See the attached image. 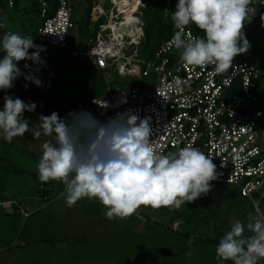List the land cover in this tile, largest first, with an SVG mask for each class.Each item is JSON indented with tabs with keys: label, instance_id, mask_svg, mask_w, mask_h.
<instances>
[{
	"label": "clouds",
	"instance_id": "clouds-1",
	"mask_svg": "<svg viewBox=\"0 0 264 264\" xmlns=\"http://www.w3.org/2000/svg\"><path fill=\"white\" fill-rule=\"evenodd\" d=\"M254 3L177 0L175 11H171L176 31L169 44L179 51L178 63L183 67L213 64L216 73L227 71L234 57L250 47L243 28L253 17ZM189 24L203 35L186 33ZM4 28L5 21L0 19V29ZM43 51L44 46L34 44L31 35L13 30L0 33V91L7 92L21 76L41 86L37 74L44 64ZM22 60L28 72L18 67ZM28 61L36 67L31 68ZM35 108L34 102L5 94L0 139L11 142L29 131L34 136H51L52 140L40 145L37 178L43 183H62L68 207L82 198L95 199L105 207L109 219L126 218L141 205L179 209L207 194L210 182L218 178L213 158L190 144L166 154L154 150L149 118L124 112L101 122L90 111H72L65 117L53 111L39 115V122L30 128L24 112ZM215 258L217 264H264V215L249 214L245 221H233L216 244Z\"/></svg>",
	"mask_w": 264,
	"mask_h": 264
},
{
	"label": "rangeland",
	"instance_id": "rangeland-1",
	"mask_svg": "<svg viewBox=\"0 0 264 264\" xmlns=\"http://www.w3.org/2000/svg\"><path fill=\"white\" fill-rule=\"evenodd\" d=\"M100 1L106 11L110 10L112 3L109 0ZM3 2L6 6L4 7L6 21L5 28L0 29V33L5 30H13L23 35H30L33 32L36 37V24L34 25L36 19L34 10L36 9L34 7L30 11L27 9L29 12L23 18L24 16L14 12L11 7L7 6L6 0ZM23 2L25 3V1ZM73 2L75 26L70 31V39L72 38V41L74 40L76 43L81 40L80 44H83L88 42L90 38L93 39L92 33L95 26L91 22L89 35H82L79 32V26L83 21L82 12H84L86 4L84 0H73ZM252 25H257V30L247 38L250 47L244 53L251 64L262 67L264 66V24L261 23V17H252L243 29ZM33 43L42 45L45 48V51L40 54L44 64L39 66L40 72L37 74L41 80V86L37 87L31 82H27L30 83L29 88H31L32 94L30 96L25 94L14 96L21 98L24 102H34L36 104L33 112H24V117L29 120L30 128L39 122L38 117L41 114L49 115L55 111L60 117H65L72 111H87L86 104L91 96H104L110 90H128L129 87L134 85L142 88L154 87L156 83V74L153 71L149 72L147 76L141 73L144 66L143 62L148 60L147 57L150 56L149 48H146L142 55H134L135 44H128L126 48L121 50L123 56L134 55L132 62L138 66V72L132 75L129 73L122 74L111 64L103 69L96 68L87 62L82 55H79L78 59L73 57L70 52L71 48L81 50L83 45L80 46L75 43V46L69 45V49L60 48L44 42L40 43L36 38L33 39ZM32 51L34 49H29V52ZM27 63L31 68L36 67L32 65L31 61ZM24 64L25 61L22 60L18 62V67L21 68L22 72H28L29 69H25ZM24 81L22 76L18 77L14 81L13 87L8 89L7 92L0 91V109L3 107L4 95L21 91L23 87L17 89L15 86H22ZM46 140L50 141L52 137L45 136L43 133L34 136L31 131L13 137L11 142L0 139V157L9 161L11 164L8 165L9 167L30 174L26 176L27 178H25V174H22L25 178L22 177L23 181H30L32 176L37 175L35 168L41 154L40 145ZM12 173L0 179L1 195L10 196L11 193L8 192H14L15 188H18L17 178L14 176L15 173ZM34 183L36 186L38 185L35 178L30 182V185H26V187L31 188L28 190L22 189L28 194L22 195L23 198L21 199L24 200H21L20 203L28 208V212L33 213L34 208H38L36 210L38 213L30 216L27 221L20 220L18 214L10 216L0 214V264H48V258L42 259L43 255L46 257V245L51 246L55 242L57 243L65 234L74 235L71 237L72 242L67 241L70 246H67L66 249L72 253L77 252L78 255L89 256L97 253L98 256L104 254L111 257L116 255L115 253L118 251L124 250L126 257H123V260L130 261V264H217L215 247L219 238L228 230L233 221L237 219L245 221L249 214H256L252 201L249 198H240L236 186L210 182L212 188L207 194L192 202H186L179 209L161 206L160 209L154 211L151 206L141 205V208L138 207L139 212L145 209V218L150 220V227L153 226L154 230L158 228L160 237H155L156 231L154 230H152L153 233H148L145 230L140 232L138 229L133 230L134 235L131 236V233L126 232L121 225H111L110 221L103 223L100 219H94L96 224L99 225L96 228H94L91 221H88L87 228L91 231L84 233L74 225L78 215L73 216L74 219H71L73 223L69 221L67 227L65 225V227L58 226L61 218L58 216L60 212L56 203H62L64 198L48 207L45 204L41 206L35 200L36 195L31 192L33 190L32 186H35ZM82 200V202L78 200L72 207L79 208L81 203L86 205L87 208L100 212L101 217H103L99 201L87 198H82ZM5 202L8 203L9 200ZM72 207L69 209V213ZM151 208L153 209L151 210ZM197 208L203 210L199 217L196 214H191L189 217L183 215L185 210L196 209L199 212ZM260 209L264 213V200L261 201ZM83 211L87 212L86 208ZM176 215H178V218L189 221L177 232L169 229L171 223L177 217ZM62 219H65L64 214ZM61 221L64 223L63 220ZM202 221L205 224L204 226L200 225ZM153 222L156 224H153ZM166 223L167 225H165ZM190 224H193V232ZM163 228H166L164 230H167V235L161 232L160 229ZM197 229H199L198 232ZM82 234L85 235L81 239V236L78 235ZM110 236V240L106 242ZM118 238L125 242L118 240ZM50 240H53V243H49ZM149 251L154 254H157V252L161 254L158 255L159 257L148 258ZM74 264H84V262L76 261ZM224 264H231V262L225 261Z\"/></svg>",
	"mask_w": 264,
	"mask_h": 264
},
{
	"label": "built area",
	"instance_id": "built-area-1",
	"mask_svg": "<svg viewBox=\"0 0 264 264\" xmlns=\"http://www.w3.org/2000/svg\"><path fill=\"white\" fill-rule=\"evenodd\" d=\"M35 1L40 9L36 39L69 49V33L75 26L73 0H58L52 15L47 0ZM109 1L112 6L108 11L100 0L92 9V23L101 14L106 18L94 43L70 52L77 59L82 55L96 68L111 64L122 74H137L132 58L139 54L140 14L145 3ZM6 2L14 4V0ZM251 6L255 8L253 17H261L264 24V0H255ZM185 32L196 36L189 26ZM172 34L143 62L144 76L151 71L156 74L154 87L134 85L91 96L87 111L101 122L124 112L149 118L154 150L166 154L190 144L210 155L219 173L211 182L236 186L241 196L252 201L256 214L264 215L260 209L264 200V105L253 107L258 100L253 87L258 79H264V68L251 64L245 53L234 57L227 71L219 74L213 64L183 67L178 63L179 51L169 44ZM128 44L136 45L134 55H121ZM1 206H6L5 200L0 199Z\"/></svg>",
	"mask_w": 264,
	"mask_h": 264
},
{
	"label": "crops",
	"instance_id": "crops-1",
	"mask_svg": "<svg viewBox=\"0 0 264 264\" xmlns=\"http://www.w3.org/2000/svg\"><path fill=\"white\" fill-rule=\"evenodd\" d=\"M24 83H27V82L24 81L22 86L16 85L15 87L17 89H18V87H23V88L21 89V91H15L14 93L11 92L12 93L11 95L18 96V94H25L27 96H30L32 94L31 88H29L30 83H28L27 88L24 87V85H25ZM16 178L19 179L18 184H17L18 188H15L14 192H10V191L8 192V193H11V195H13V196H11V195L6 196V199L9 200V202L6 203V206L0 207V214L2 216L3 215L10 216L12 214H18L19 217L21 218V219L19 218L20 220H26L27 221L28 218H30V216L34 215L35 213H38L36 211L38 208H34V211L32 213V212H28L29 211L28 208H25L23 205H21L20 201L24 200V199H21V198H23L22 195L28 194L27 192L23 191L22 189L28 190L31 187H28V186L26 187L27 182L23 181L19 176H16ZM21 181L23 182V184H21ZM24 183H26V184H24ZM49 183L53 184V185H50L44 191L40 189L41 186L40 187L36 186V185L32 186L33 190L31 192L34 195H36L35 200L38 201L39 205H41V206H44V204H45L46 207H48L50 205L55 204L56 202L60 201L63 198L62 192L64 189V185L62 183H60L59 181H53V180H50ZM14 195H19V196H14ZM24 197H27V196H24ZM7 200H5V201H7ZM81 200L82 199H80L79 201L82 202L83 200L82 201ZM56 205L58 206L57 209L60 212L58 214V216L61 218V220L64 221V223H63L59 219L60 223L58 224V226H61V227L66 226L67 227L69 225V221L72 222V220L74 219L73 216L78 215L77 221H76V223H74V225L78 230L83 231L84 233H88L91 231V229L87 228L88 227L87 223H89L88 221L92 222L94 228L99 226L96 224L94 219H100V220H102L103 223H107V221H110L109 223L111 225H121L126 232L131 233V236L133 234L132 233L133 230H135V229L136 230L138 229V231L140 230V232L145 230V232H148V233H150V232L153 233L152 230H154L152 228L153 226L150 227L151 226L149 224V223H151L150 220L148 218H145V213H144L145 209H142L143 212H142V210L139 212V210L137 208L136 211L132 215H130L126 218H123V219L117 218V217H113V218L109 219L105 216V207L101 204H99V206H100V211L103 214V217H101L100 212H96V210L90 209L89 207L87 208L86 205L81 204V203H80L79 208H76V207L73 208L72 207V210L70 213H69V209H71V207H68L65 204V201H63L60 204L56 203ZM84 208H86L87 212L83 211ZM139 208H141V207H139ZM160 208L161 207L154 208V211L157 209H160ZM152 209L153 208H151V210ZM73 211H77V212L74 213ZM63 214H64L65 219H62ZM188 222L189 221H185L182 218L176 217L173 220V222L171 223L169 229L177 232L179 229H181L183 227V225H187ZM153 224H156V223L153 222ZM165 225H167V223ZM190 225H188V226H190ZM197 225H196V227H198ZM154 228H156V227H154ZM156 229L157 230H154V231H156L155 237H157V236L160 237V234L158 233V228H156ZM164 229H166V228H163L160 230H162L161 232H164L165 235H167L168 232H167V230H164ZM193 229L194 228L192 226V228H191L192 232L194 231ZM198 230L199 229H197V232H198ZM189 231H190V229H189ZM83 235H85V234L78 235V236H81V239H82ZM72 236H74V235L65 234L59 239V241L57 243L54 241L55 244H52L51 246L46 245L47 246V247H45L47 249L46 257H45V255H43L42 259L48 258V260H49L48 264H74V263H76V261L77 262H84V264L85 263L86 264H130V261L123 260L126 257L125 256L126 253L124 250L118 251L117 253H115L116 255H113L111 257L105 256L104 254H101L100 256H98L97 253L91 254L89 256L78 255L77 252L72 253L66 249L67 246L68 247L70 246V244L67 243V241L72 242V238H71ZM51 238L53 239V237H51ZM110 238H111V236L108 238V240H106V242L109 241ZM120 238H118V240H120ZM113 239H115V238H113ZM120 241H124V240H120ZM48 242L53 243V240H50ZM160 254H161L160 252L159 253L157 252V254H154V253H152V251H149L148 252V256H149L148 258L159 257L158 255H160Z\"/></svg>",
	"mask_w": 264,
	"mask_h": 264
},
{
	"label": "trees",
	"instance_id": "trees-1",
	"mask_svg": "<svg viewBox=\"0 0 264 264\" xmlns=\"http://www.w3.org/2000/svg\"><path fill=\"white\" fill-rule=\"evenodd\" d=\"M3 1L4 0H0V9H1L0 19H3L4 21H6V19L4 18L6 15L4 7H6V6H5ZM23 1H25V3ZM26 1H27V3H26ZM47 1L49 2L50 7H51L49 14L52 15L51 13H53V11L55 10V8L58 4V0H47ZM84 1H85L86 5L84 8V12H82L83 13V21H82V24L79 26V32L82 35H89V30L91 28L90 24L92 22V13L91 12H92L93 7L95 6V4L98 1L97 0H84ZM143 1L145 3L146 7L143 11H141V14H140V16H141L140 41H139L138 46H139V49H142V54L145 52L146 48H149L150 56L147 57V59H149L152 56V54L154 53V51L160 46V44L163 41H165L175 30L173 23L171 21V11H175V4L177 3V0H143ZM22 3H24V4H22ZM7 6H9V5L7 4ZM9 7H11V9L14 12L20 13V15L24 16L23 18H25V15L30 11V9H32V7H34L36 9V10H34V14L36 15L34 25L36 24V30H37L38 25H39L40 9H39V4L35 0H14V4L12 6H9ZM13 14H15V13H13ZM22 16H21V18H22ZM105 22H106V18L104 15L101 14L98 17V19L96 20V22L93 23V25L95 26L93 29V33H92L93 39L90 38V40H88V42L83 43V44H80L81 40H80V42H77V43L74 40L72 41V38L70 39V33H69V37H68L69 45H71V44H72V46H75L76 44H79L80 46L83 45L81 47V49H84L85 47H87L91 43H94V38H95V34H96L97 30L99 28H101ZM187 26H189L193 30V32L196 34V36L197 35H201V36L203 35V33L194 24H189ZM256 30H257V25L247 26L245 29H243V32H244L246 39L251 34L256 32ZM30 35L32 36L33 39L36 38L35 35L33 34V32H31ZM262 67L264 68V66H262ZM253 91L258 96V100L254 104L253 107H254V109H259L264 105V79L263 78H260L256 81V83L253 87ZM8 165H11L9 163V161L7 159L4 160L0 157V179L2 177L8 176L9 174H13L12 172L15 173V175H14L15 177L19 176L21 179L23 177L22 174H25V178H27L26 177L27 175H30L27 172H21L20 170H17L16 168L9 167ZM34 178L38 182L37 186H39V187L41 186L40 189L43 191L46 188H48L50 185H53V184L49 183L50 180L47 183L40 182L37 179V175H35L34 177L32 176V179L30 181H25L28 183L27 184L24 183V184L30 185V182ZM16 180H17V182L19 181L18 178ZM35 183H36V181H35ZM35 183H34V185H35ZM21 184H23L22 181H21ZM237 194L240 198H246V197L241 196L239 193H237ZM0 199L3 201L7 200L6 195L0 194ZM197 209H199V208H197ZM202 212H203L202 209H199V212L196 209L195 210H187V211L185 210L183 215H185V216L187 215V217H189V216H191V214H196V216L199 217ZM176 216L178 217V215H176ZM200 225L204 226L205 224L202 221ZM205 240H207V239L205 238Z\"/></svg>",
	"mask_w": 264,
	"mask_h": 264
},
{
	"label": "water",
	"instance_id": "water-1",
	"mask_svg": "<svg viewBox=\"0 0 264 264\" xmlns=\"http://www.w3.org/2000/svg\"><path fill=\"white\" fill-rule=\"evenodd\" d=\"M142 54V49H139V54L138 55H141Z\"/></svg>",
	"mask_w": 264,
	"mask_h": 264
},
{
	"label": "bare ground",
	"instance_id": "bare-ground-1",
	"mask_svg": "<svg viewBox=\"0 0 264 264\" xmlns=\"http://www.w3.org/2000/svg\"><path fill=\"white\" fill-rule=\"evenodd\" d=\"M129 18H127V20H128ZM131 24H132V22H131ZM125 25V24H124ZM128 26V25H127Z\"/></svg>",
	"mask_w": 264,
	"mask_h": 264
}]
</instances>
